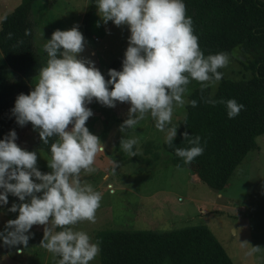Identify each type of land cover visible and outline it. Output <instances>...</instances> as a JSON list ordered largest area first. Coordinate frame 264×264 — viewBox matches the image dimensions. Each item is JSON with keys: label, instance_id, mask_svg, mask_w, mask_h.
<instances>
[{"label": "clouds", "instance_id": "1", "mask_svg": "<svg viewBox=\"0 0 264 264\" xmlns=\"http://www.w3.org/2000/svg\"><path fill=\"white\" fill-rule=\"evenodd\" d=\"M97 14L105 24L111 21L130 32L122 70L110 69L106 80L92 61L79 58L85 47L79 26L56 30L44 43L48 59L33 90L18 95L12 109L16 123L21 127L30 123L44 144L57 138L47 161L50 171L38 169L37 152L19 147L14 130L0 140V208L8 205L9 194L21 202L8 209L18 217L7 221L0 240L9 248H27L30 230L43 226L40 246L59 257L58 264H91L101 251L99 242L75 230L78 223L96 222L102 200L101 193L81 180L82 173L95 172L96 157L105 150L86 127L93 116L88 105L93 100L108 108L127 103L121 133L150 116L173 146L179 127L173 124L174 111L185 106L189 85L198 83L202 92L215 87L223 78L220 70L230 63L223 52L205 56L183 0H97ZM205 102L225 104L230 119L244 109L235 99ZM190 104L196 107L197 101ZM182 136L190 147H177L175 154L191 164L204 152L201 137L187 131ZM136 144L135 138L120 140L129 156L137 154Z\"/></svg>", "mask_w": 264, "mask_h": 264}, {"label": "rangeland", "instance_id": "2", "mask_svg": "<svg viewBox=\"0 0 264 264\" xmlns=\"http://www.w3.org/2000/svg\"><path fill=\"white\" fill-rule=\"evenodd\" d=\"M20 3L21 0H0V30L4 17ZM32 17L36 27L35 46L41 55H47L44 43L51 39L54 31L70 30L75 25L85 39L79 58L92 61L101 73L114 68L113 61L125 54L128 47L129 30L116 27L111 21L105 24L97 14V0H36ZM228 56L230 63L224 69L228 78L241 80L252 76L244 67L251 58L249 55L236 49ZM5 70L8 77L15 74L9 67ZM37 79L38 76L30 83L31 90ZM218 86L219 83L211 88L212 94ZM185 99V106L174 111L173 124L177 126L187 113V93ZM93 109L86 127L100 138L105 150L96 157L95 172L82 173L81 180L101 193L102 200L96 222L78 223L75 230L86 232L92 242H96L97 233L105 230L170 231L204 225L234 264H264V135L256 138L257 147L243 158L226 187L216 191L187 169L175 167L166 155L152 164L147 162L151 156L144 148L146 142H165V133L155 128L150 116L121 133L120 126L128 116L123 109L101 104ZM37 138L33 126L27 124L15 142L18 145L21 140L25 143L22 149L37 152L38 169L45 171L49 169L47 161L51 154L43 149L28 148ZM121 138L137 140L133 147L135 156H129L120 148ZM8 201V205L0 208V232L4 231L7 221L18 217V212L11 213L8 209L13 203L21 202L11 194ZM30 235L27 248L22 245L9 248L0 240V264H58V257L40 246L43 226H34ZM252 247L259 249L252 251ZM91 264H100L99 255Z\"/></svg>", "mask_w": 264, "mask_h": 264}, {"label": "trees", "instance_id": "3", "mask_svg": "<svg viewBox=\"0 0 264 264\" xmlns=\"http://www.w3.org/2000/svg\"><path fill=\"white\" fill-rule=\"evenodd\" d=\"M35 1L21 0L1 23L0 140L10 131L20 133L22 127L12 114L16 98L32 91L30 83L47 63V55L39 54L35 46L36 27L32 17ZM183 2L205 56L221 52L229 55L238 49L251 57L244 67L252 76L232 80L221 69L223 78L214 94L211 88L202 92L200 85L193 81L187 93V113L179 121L173 146L166 142L148 141L144 148L151 156L147 159L149 164L166 155L175 167L187 169L209 187L221 191L247 153L257 147L256 138L264 135V0ZM26 30L30 34L26 35ZM123 59L124 54L115 58L112 69L121 71ZM7 67L14 71L12 77L5 75ZM102 74L106 80L110 79L108 73L102 71ZM208 99H235L244 105V109L230 119L225 104L206 103ZM192 100L197 101L196 107L191 106ZM96 104L99 103L93 100L88 107L93 111ZM116 106L129 113V104L117 102ZM185 131L191 137L200 136L204 147L203 154L191 164H185L175 154L177 147H190L183 140ZM56 139L53 137L44 144L38 133L31 148L51 154L50 147ZM49 171L41 172L47 174ZM96 242L101 248L100 264H234L222 244L204 225L170 231L105 230L97 233Z\"/></svg>", "mask_w": 264, "mask_h": 264}, {"label": "crops", "instance_id": "4", "mask_svg": "<svg viewBox=\"0 0 264 264\" xmlns=\"http://www.w3.org/2000/svg\"><path fill=\"white\" fill-rule=\"evenodd\" d=\"M19 134H20V133H19ZM19 134H18V135H19ZM18 135H17V136H18ZM19 141H20V143L18 144V146L20 145L21 148H25V147H23L25 143H23V141H21V140H19ZM34 142H35V140L31 142V144H30L29 147H28L29 149H31V147H32V145L34 144ZM21 143H23V145H21ZM26 147H27V146H26ZM28 148H26V149H28Z\"/></svg>", "mask_w": 264, "mask_h": 264}]
</instances>
